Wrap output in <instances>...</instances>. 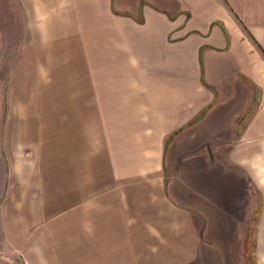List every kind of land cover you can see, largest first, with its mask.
I'll return each instance as SVG.
<instances>
[{
	"label": "crops",
	"instance_id": "crops-1",
	"mask_svg": "<svg viewBox=\"0 0 264 264\" xmlns=\"http://www.w3.org/2000/svg\"><path fill=\"white\" fill-rule=\"evenodd\" d=\"M4 66L6 257L241 264L251 216L264 264V190L226 171L264 150V0H0Z\"/></svg>",
	"mask_w": 264,
	"mask_h": 264
},
{
	"label": "clouds",
	"instance_id": "clouds-1",
	"mask_svg": "<svg viewBox=\"0 0 264 264\" xmlns=\"http://www.w3.org/2000/svg\"><path fill=\"white\" fill-rule=\"evenodd\" d=\"M247 147L248 155L245 156L244 148ZM233 151L226 161V171L238 170L237 174L251 181L257 188L264 190V150L252 153L251 145L244 146L241 141L232 145ZM240 149L237 155V149Z\"/></svg>",
	"mask_w": 264,
	"mask_h": 264
},
{
	"label": "rangeland",
	"instance_id": "rangeland-1",
	"mask_svg": "<svg viewBox=\"0 0 264 264\" xmlns=\"http://www.w3.org/2000/svg\"><path fill=\"white\" fill-rule=\"evenodd\" d=\"M7 69H6V66H4L2 68V71H0V117L3 116V113L5 111V94H4V88H5V82H6V78H7ZM2 121V119H0ZM253 197V194L252 192H249L247 191V197H245V199L247 198V200H245V204L246 206H248V215H249V212L251 211V213L253 212V209L251 210V199ZM242 218V217H241ZM242 221H244L245 219H241ZM245 222V221H244ZM253 220L251 218V216H248V253L247 255H243L244 258L246 257L247 258V261L246 263L244 262H241V264H255L254 263V257H253V254H252V237H251V233H250V229H251V224H252ZM246 238H247V235H246ZM246 241V242H247ZM247 245V243H246ZM237 250V255L239 254V251H240V248L236 249ZM242 253V252H241ZM240 253V254H241ZM7 254L9 253H6V250L5 249H2V247H0V264H23V262L20 260V258L17 256L15 259V261H12L13 260V257L9 258V257H6ZM243 258V257H242ZM11 260V262H10ZM202 259H198V258H195L194 260L190 261L188 264H202ZM201 262V263H200ZM205 264V263H204ZM240 264V262L238 263Z\"/></svg>",
	"mask_w": 264,
	"mask_h": 264
},
{
	"label": "trees",
	"instance_id": "trees-1",
	"mask_svg": "<svg viewBox=\"0 0 264 264\" xmlns=\"http://www.w3.org/2000/svg\"><path fill=\"white\" fill-rule=\"evenodd\" d=\"M247 243V246H248V241L246 242ZM247 253H248V248H247ZM249 254V253H248Z\"/></svg>",
	"mask_w": 264,
	"mask_h": 264
}]
</instances>
